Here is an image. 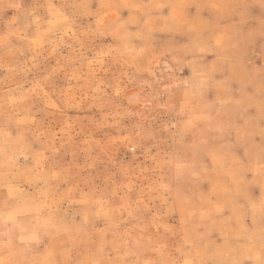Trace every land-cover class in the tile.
Instances as JSON below:
<instances>
[{"label": "rangeland", "instance_id": "rangeland-1", "mask_svg": "<svg viewBox=\"0 0 264 264\" xmlns=\"http://www.w3.org/2000/svg\"><path fill=\"white\" fill-rule=\"evenodd\" d=\"M0 264H264V0H0Z\"/></svg>", "mask_w": 264, "mask_h": 264}]
</instances>
